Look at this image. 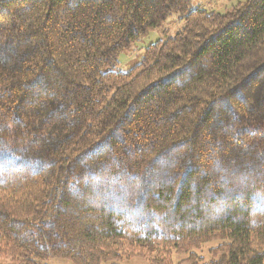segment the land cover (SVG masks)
<instances>
[{"label":"trees","instance_id":"trees-1","mask_svg":"<svg viewBox=\"0 0 264 264\" xmlns=\"http://www.w3.org/2000/svg\"><path fill=\"white\" fill-rule=\"evenodd\" d=\"M210 242L206 264H264V0H0V260L197 264Z\"/></svg>","mask_w":264,"mask_h":264},{"label":"rangeland","instance_id":"rangeland-1","mask_svg":"<svg viewBox=\"0 0 264 264\" xmlns=\"http://www.w3.org/2000/svg\"><path fill=\"white\" fill-rule=\"evenodd\" d=\"M247 0H190V8H202L208 13L225 14L230 12L235 6L244 4ZM184 26L182 16L178 12H172L165 20L160 28L149 31L145 36L141 37L138 41L133 43L129 51L122 52L118 55L117 63L114 64L115 71L126 73L134 66L138 65L143 58L144 50L159 42H165L169 38H173ZM218 242H210L203 245L199 251H193L200 262L197 264H206L210 262L209 249L215 247ZM187 257L184 255H173L172 261L174 264H189L183 262ZM12 258L7 257L0 260V264H12ZM45 264H73L63 258H49L44 261ZM111 264V263H102ZM119 264H148L147 261L134 258L131 260H124Z\"/></svg>","mask_w":264,"mask_h":264}]
</instances>
